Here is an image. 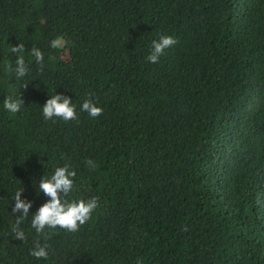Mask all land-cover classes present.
I'll return each mask as SVG.
<instances>
[{"label": "trees", "instance_id": "16d2710c", "mask_svg": "<svg viewBox=\"0 0 264 264\" xmlns=\"http://www.w3.org/2000/svg\"><path fill=\"white\" fill-rule=\"evenodd\" d=\"M160 35L176 43L152 64ZM19 43L18 78L5 66ZM55 94L76 120L43 117ZM65 164L76 175L64 199L98 207L45 239L31 226L48 199L38 184ZM21 187L25 241L11 212ZM37 241L47 258L30 255ZM138 261L264 264V0H0V264Z\"/></svg>", "mask_w": 264, "mask_h": 264}, {"label": "clouds", "instance_id": "9594fccd", "mask_svg": "<svg viewBox=\"0 0 264 264\" xmlns=\"http://www.w3.org/2000/svg\"><path fill=\"white\" fill-rule=\"evenodd\" d=\"M175 43V39L167 35H160L158 39L152 40L150 53L146 57L147 61L152 64L159 63V59L164 54L165 49L171 47ZM66 44L67 41L63 37H57L50 41V46L54 49H60ZM10 51L13 54H18L15 60V68L13 69L11 64H6L5 71L14 72L18 78L24 77L29 71L23 55H19L23 53L24 45L19 43L16 46H11ZM31 54L35 58V62L42 66L44 60L43 53L38 48L33 47L31 49ZM22 105L23 101L21 99L13 100L11 97H6L3 102L4 109L11 113L18 112ZM81 111L87 112L92 118H96L102 114L103 109L97 106L93 99H86L81 105ZM42 113L46 120L54 117L61 118L64 121L77 119L75 105L69 97L61 94H55L47 99L42 107ZM86 164L92 169L96 167L92 160H87ZM75 175V171L70 170V166L65 164L62 167H57L50 177L43 175L40 178L38 187L40 192H43L48 199L32 216L31 226L35 229L36 233L40 234L45 239H47L46 229H55L59 227L73 233L78 231L79 227L84 225L91 218V214L98 207L97 197L73 201L64 199L74 187L73 178ZM22 192V187L15 192L13 197L15 203L11 212L14 215L19 213V215L16 216L17 219L13 228L15 239L25 241V233L20 230L19 225L29 216V209L32 206V202L27 199H21ZM47 249V244L42 245L37 241L34 243L30 255L37 259L47 258ZM138 264H143V262L138 261Z\"/></svg>", "mask_w": 264, "mask_h": 264}]
</instances>
